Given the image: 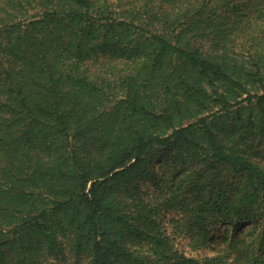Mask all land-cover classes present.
Wrapping results in <instances>:
<instances>
[{
	"label": "trees",
	"instance_id": "16d2710c",
	"mask_svg": "<svg viewBox=\"0 0 264 264\" xmlns=\"http://www.w3.org/2000/svg\"><path fill=\"white\" fill-rule=\"evenodd\" d=\"M0 264H264V0H0Z\"/></svg>",
	"mask_w": 264,
	"mask_h": 264
},
{
	"label": "rangeland",
	"instance_id": "374dc122",
	"mask_svg": "<svg viewBox=\"0 0 264 264\" xmlns=\"http://www.w3.org/2000/svg\"><path fill=\"white\" fill-rule=\"evenodd\" d=\"M232 226L230 225H227L226 227L224 228H221L220 230H218L213 237H215V240L219 237V235H223L224 231L227 230L228 233L230 234L231 231H232ZM245 230V229H248V224H244L243 226L240 227L239 230ZM221 238V237H220ZM220 240V239H218ZM219 242V241H218ZM178 248L180 250H183L185 252V255L187 257H194V258H201V257H208V256H211V255H214L216 251H218L221 246L218 244V246H214V248H206L202 251H200L199 253H192L191 251H189V249L186 247V244L183 240H180L179 243H178Z\"/></svg>",
	"mask_w": 264,
	"mask_h": 264
}]
</instances>
